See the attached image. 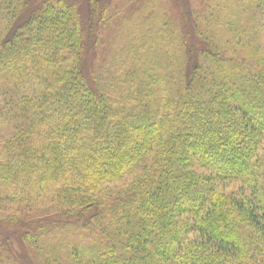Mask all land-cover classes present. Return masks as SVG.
Segmentation results:
<instances>
[{
	"label": "trees",
	"instance_id": "trees-1",
	"mask_svg": "<svg viewBox=\"0 0 264 264\" xmlns=\"http://www.w3.org/2000/svg\"><path fill=\"white\" fill-rule=\"evenodd\" d=\"M178 1L0 0V264H264V0Z\"/></svg>",
	"mask_w": 264,
	"mask_h": 264
},
{
	"label": "rangeland",
	"instance_id": "rangeland-1",
	"mask_svg": "<svg viewBox=\"0 0 264 264\" xmlns=\"http://www.w3.org/2000/svg\"><path fill=\"white\" fill-rule=\"evenodd\" d=\"M39 1H40V0H31L30 4H31L32 6H35L37 3H39ZM168 1H169L170 5H171L173 8L179 10L178 5H177V2H179L178 0H168ZM191 2H192L193 4H199V3H200V0H191ZM179 3H180V2H179ZM178 13H179V12H178ZM105 52H106V51H105Z\"/></svg>",
	"mask_w": 264,
	"mask_h": 264
}]
</instances>
